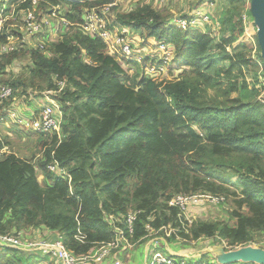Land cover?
<instances>
[{"label": "trees", "instance_id": "trees-1", "mask_svg": "<svg viewBox=\"0 0 264 264\" xmlns=\"http://www.w3.org/2000/svg\"><path fill=\"white\" fill-rule=\"evenodd\" d=\"M77 1L42 0L37 11L44 14L39 7L44 2L65 5L64 18L76 26L84 12L117 0ZM137 1L126 13L114 8L110 28L128 30L136 46L141 41L168 46L177 63L172 68L182 69L185 75L157 83L141 74L139 65L114 58L100 39L84 35L74 26L45 50L35 46L36 35L29 42L25 37L27 43L19 45V50L0 53V73L25 57L33 66L35 78H30V84L38 79L45 89L55 90L59 82L64 85L56 99L63 119L61 139L55 134L34 133L43 149L35 164L34 158L23 159L10 151L0 159L1 235L28 240L25 229L42 225L75 257L86 256L113 240L109 217H126L127 200L120 196L128 194L136 203L131 212L137 214L127 239L137 245L150 235L146 225L160 232L188 223L170 205L176 195L223 196L226 200L225 195L216 194L220 187L209 184L210 191L202 190L205 180L189 173L228 182L227 171L240 187L233 195L238 199L235 205L238 210L246 207L249 215L232 213L231 225L197 219L187 234L182 229L179 236L184 242L201 237L225 240L228 251L251 246L253 234L264 232V111L259 100L246 103L241 97L248 90L258 95L257 65L240 40L244 26L235 14V5L243 0H198L195 11L216 1L229 5L219 9L215 18L211 15L210 24H204L202 30L178 29L168 16L155 12L151 2ZM10 2L0 0V13ZM30 4L26 0L18 11ZM215 22L218 29L211 34ZM227 26L231 29L228 34ZM47 27L38 35H49ZM10 33L22 37L17 31ZM5 34L6 29L0 33V44L5 42ZM132 65L140 67V76L130 74ZM26 86L20 79L0 81V91L4 87L11 90L8 98L0 99V109L9 108L15 96H26ZM233 94L238 96L232 98ZM10 113L0 115V122L12 120ZM8 144L0 138V148ZM53 162L68 177L51 173L47 166ZM37 171L43 175V186L37 181ZM130 183L133 190L128 193ZM169 190L173 194L165 197ZM163 198L167 202L164 208ZM174 237L175 233L169 239L162 234L165 244ZM40 259L48 256L35 249L0 246V264H36Z\"/></svg>", "mask_w": 264, "mask_h": 264}, {"label": "rangeland", "instance_id": "rangeland-1", "mask_svg": "<svg viewBox=\"0 0 264 264\" xmlns=\"http://www.w3.org/2000/svg\"><path fill=\"white\" fill-rule=\"evenodd\" d=\"M136 1L137 0H119L118 6L116 9L117 12H122V13L128 12L130 9H132L135 6ZM148 1L151 2V5L154 8L155 12L160 13L162 16H165V17L168 16L169 20H172L173 18L178 19V18L190 17L195 11V8H194L196 7L195 3L198 0H159V2H155L152 0H148ZM139 2H142V0H138L136 4H138ZM19 5H20L19 0H16L14 2L11 0L10 3L8 4L6 3V7L3 6L2 12L0 13V28L1 29L5 28L7 33L11 31H17L21 35L24 34L23 32L24 28L22 24H20V19L23 22L24 16L21 17V14H23L22 10L18 11ZM220 5H221V8L226 7V6L228 8L229 6V5L222 6L221 1H216L213 5L211 6L209 5L207 8L201 9V11L206 12L209 15V17H211L212 15L213 18H215L218 10L219 9L221 10ZM54 6H57L55 11H59L58 13L54 12L57 18L60 19L64 17V13L66 12V10H68V7H66L65 5H64L65 7L61 6L60 4L52 5L48 3L39 5V7L43 9L44 17L47 16L48 14H51L54 11L53 9ZM235 8H236L235 14L237 18L240 17V20L242 19L243 14L249 17L248 16L249 0H243V2L237 3L235 5ZM37 13L39 14L38 11ZM250 17H249V20L247 19V23L244 26L250 32V38L256 39L255 32L252 31L254 25L252 23V18L250 20ZM56 20L57 19L51 18L53 30L56 27V22H55ZM215 23H213L212 25H214ZM201 28H203V26ZM225 30L228 31L227 34L231 32V29L229 28V26H227ZM66 31L67 29L63 27V29L61 28L60 31L58 29L56 33L52 31L50 33L48 32L49 35L47 36L37 35L36 36L37 43H41L40 45H42L44 47L43 50H45L52 42L57 41L60 35L62 33H65ZM254 31H255V27H254ZM215 33L216 32H214V34ZM30 38L31 37L29 36L27 37L28 42L30 41ZM251 39H248L244 37L243 35L240 38L242 43L247 44L246 46L249 49V54H250V48L248 45H250ZM141 43L142 42H140V44ZM147 44L149 47H153L155 45L154 42H149ZM17 50H19V48ZM139 53H141L142 56L145 55L141 51H139ZM174 64L176 65L177 63H173L172 66H175ZM172 66H169L167 68V74H169L168 81L176 80L177 75H185L182 69L177 71L176 69L172 68ZM140 67L142 69V72H141ZM140 67L138 69V68H135V65H132L130 69V74L131 75L139 74L138 76H140V72L141 74H143L144 67L142 66ZM32 68L33 66L31 62L29 61V59L24 57V58H20L14 61L11 66H9L6 70H4V72L0 73V81L12 79V78L20 79L21 81H24L27 85L25 89L27 91L25 94L26 96H23V95H21L20 97L15 96L9 108L3 107L4 109H0L1 116H3L6 112H9V111L11 113L14 112L17 116H22V117L27 116L29 114L35 113L37 110H39V107H41L42 105L43 106L51 105L54 110L60 111V104L58 103V101H56V99L59 97V95H61V91L64 89V85L61 88L59 87L55 90V89H45V83L38 79L33 80V85L30 84V78H35L31 74ZM251 69H252V72L255 71L254 67ZM257 75H258V72H257ZM152 79L157 83L167 81L165 77H155ZM249 80H253V79L249 77ZM257 90H258V95H256L254 91L250 92L248 90L245 94H241L242 99L246 103H253L256 100H259V103H260V99H262L261 95L263 91L262 89H257ZM237 96L238 95L233 94L231 97L235 98ZM60 117H61V124H60L59 139H61V130H62V122H63L62 115ZM0 138L9 143L8 149L11 153H14L15 155L23 159H27V160H30V158L32 159L34 158V160H32L34 164L39 159H41L43 156V149H40V141L38 139L39 136L30 132L29 130L25 128H22L21 126H19L17 123H15L12 120H3V121L1 120ZM50 139L51 137L47 138L48 143L50 142ZM189 175L192 178H197V179L202 178L203 180H205L204 182L205 184L201 186L202 190L210 191L208 189V187H210L209 184H213L214 187H220L219 190L216 192V194L225 195L226 201H227L226 205L218 206V208L209 207V206H201L199 208L188 209V212H186V215H185V219H181L184 221L187 219L188 223L183 224L179 229L178 228L175 229L173 227L168 226L164 229H161V231L157 232L156 234L148 235V237L141 243L143 244L144 242H149L152 244V242L154 241H159L160 243H164L162 234L163 236L166 237V239H169L170 235H174L175 233L174 241H169L166 244L164 243L161 246L158 245V247H162V248H165V250H171V251L173 249V251H175L177 254L183 256V257L182 256H173V257H180V258L188 259V260L190 259L188 261L189 264H216L213 258H211V256H210V259L206 256L207 254L206 252H208L209 254V252L214 246L221 245L216 238L208 239L206 237H201L195 242L188 241V240H186L187 242H184L185 240H183V238L179 236L180 231L183 229L184 232L187 234L188 233L187 231L191 227L192 222L197 219H200L202 221H219V222L225 221L231 225L233 223V221L230 218L232 217L231 216L232 213L236 211L238 212L240 211L243 215H246V216H248L249 213L246 207H242L239 210L237 209L235 203L238 199L234 197L233 195L234 194L236 195L240 191V187L238 186L237 182L233 180V177L228 171L225 173V177L228 180V182H220L214 178L206 177L205 175H202L198 172H191L189 173ZM36 176H37V181L39 182V184H41V186L45 185L43 182V175L40 173V171H37ZM132 190H133V185L130 183V185L127 188V191L128 193H131ZM173 191L174 190H169L166 193L165 197L171 196L173 194ZM120 198L123 201H125V199L127 200V202H125L127 212L134 211V207H136V203L134 202L133 199H130V196L128 194H123L120 196ZM161 201H162L161 205L164 208L167 202L164 198ZM25 230L26 231H24V233L26 234L28 240H33L34 242H37V243H43V241H48L46 240L45 236L47 235V232H50V230L42 225L38 227H29V228H26ZM24 233L21 232V234H24ZM252 237L253 239H252L251 247L264 249V232L255 233L253 234ZM223 241L225 242V240ZM136 247L138 248V246ZM128 250H130L132 253L124 254L126 253L125 251L121 252L120 254H122V259H116V260H119L121 264H130V263L136 264L139 258L140 249L139 248L133 249L131 247V248H128ZM111 256L112 255H110L109 257ZM123 258L124 260H127V262H124ZM108 259L111 260V258H106V260ZM35 262L36 264H56L50 258L46 259L45 261H35Z\"/></svg>", "mask_w": 264, "mask_h": 264}, {"label": "built area", "instance_id": "built-area-1", "mask_svg": "<svg viewBox=\"0 0 264 264\" xmlns=\"http://www.w3.org/2000/svg\"><path fill=\"white\" fill-rule=\"evenodd\" d=\"M26 0L20 1V4L24 3ZM30 7L23 9V32L21 35V39H17L15 36L9 32L4 35L5 42L0 44V53L6 54L12 51H15L19 48V45L27 43L25 37H34L43 31V28L48 25L47 28L52 32H56L58 29L65 27L74 26L64 17L58 19L54 12L58 13L59 11H55L57 6H54V11L47 16H40L37 13V6L42 0H30ZM80 2L77 0H69ZM158 1V0H152ZM119 0L114 3L107 4L101 7L91 8L90 10L84 12L82 17V22L77 24L74 27H77L84 35H87L91 38L100 39L106 48L108 54L113 56L116 59H121L127 61L129 63H134L136 65L144 67L143 72L146 76L150 78L155 77H165L168 81L169 74H167V68L172 66L174 63L173 53L171 49L164 44H156L153 47H149L147 43L141 41L142 43L139 46L135 45L134 41L128 37L129 32L126 29H115L110 28V23L115 19V14L113 9L118 6ZM46 3V2H44ZM209 5H213V3H209ZM208 5V6H209ZM40 17H39V16ZM21 18V17H20ZM51 18L57 19L56 27L53 30ZM247 19L249 17L247 15H242V23L243 26L247 23ZM210 17L209 15L201 10L195 11L188 18H176L174 20V24L176 28L181 30L187 29H203L201 28L204 24H209ZM216 24V26H215ZM211 25L210 33L214 34V32L218 29V24L215 23ZM5 30L0 28V33ZM253 32H256V28L254 31V27L252 29ZM22 32V31H21ZM7 33V32H6ZM216 34V33H215ZM244 37L250 38V32L244 26V31L242 34ZM41 43H37L35 46L39 50H43L44 47L40 45ZM250 55L249 58L252 61L256 62L258 69V83L256 85L257 89H262L263 93L261 95L260 103L262 105V109L264 111V64L257 55V43L255 39H251L250 45ZM139 51L143 52L145 55L142 56ZM170 81V80H169ZM63 83L59 82L58 87H62ZM11 95L10 88H2L0 91V99H6ZM30 95V94H29ZM61 112L54 110L51 105H42L39 107L35 113L29 114L27 116H17L14 112L10 113V118L17 123L22 128L29 130L32 133H40V134H55L59 137L60 133V124H61ZM6 154H9L8 147L3 146L0 148V159L3 158ZM47 169L54 174H63L68 177V175L62 169H59L58 165L53 162L47 166ZM225 198L223 196H211V195H176L172 201L170 202L171 206L178 208L179 210V218L185 219L186 212L188 209L199 208L201 206H209V207H218L224 204ZM136 214L134 212H129L126 217L122 219L109 217V221L113 230V240L109 243L100 245L98 249H96L92 254L75 257L72 253L67 251L64 247L61 239H54L43 241V243H37L29 240H22L19 237L9 236V235H1L0 234V246H11L16 247L21 250H38L48 256V258L59 264H101V262L112 255L113 251H123L125 249L131 248L133 245L129 243L127 239V235L132 234L133 231V223L136 219ZM187 220V219H186ZM120 225V226H118ZM121 226L123 228H121ZM147 230L150 231L151 234H156L157 232L151 230L148 225L145 226ZM219 243L226 249L225 242L223 240L217 239ZM154 248L148 259L144 264H189L186 260L180 257H173L167 255L162 252L161 247H157L156 245H160L159 241H155ZM216 263V262H215ZM114 264H121L119 260L114 261ZM217 264V263H216Z\"/></svg>", "mask_w": 264, "mask_h": 264}, {"label": "water", "instance_id": "water-1", "mask_svg": "<svg viewBox=\"0 0 264 264\" xmlns=\"http://www.w3.org/2000/svg\"><path fill=\"white\" fill-rule=\"evenodd\" d=\"M249 14L256 28L255 37L264 64V0H249ZM209 254L217 264H264V249L246 246L226 251L214 246Z\"/></svg>", "mask_w": 264, "mask_h": 264}, {"label": "crops", "instance_id": "crops-1", "mask_svg": "<svg viewBox=\"0 0 264 264\" xmlns=\"http://www.w3.org/2000/svg\"><path fill=\"white\" fill-rule=\"evenodd\" d=\"M221 4H222V6H224V5L226 6V3L224 1L223 2L221 1ZM220 8H221V5H220ZM170 22L172 24H174V20H170ZM45 237L46 238H53V240L56 239V236H54V233H52V232H47V235ZM154 244H156L155 241L152 242V244L149 243V242H144L143 244L142 243H138L137 245H133L132 246L133 249H138V248L140 249L139 250V258H138V261H137L136 264H144L145 263V260H147V257L150 255V253L152 252V250L154 248ZM136 246H138V248ZM156 246L158 247V245H156ZM121 252H123V251H120V252H117V253H113L111 257H108V258H111V260H109V259L106 260L105 259L106 261L103 260L101 262V264H113L114 261H115L114 259H122V254H120ZM131 253L132 252L130 250H128L124 254H131ZM166 253L168 255H170V256H182V255L177 254L175 251H173V249H172V251L171 250H166ZM206 253H207L206 256L210 259L211 255L208 254V252H206ZM211 258H212V256H211ZM45 260L46 259H40V261H45ZM184 260H186L188 262L190 259L189 260L188 259H184ZM123 261L127 262V260H124V258H123Z\"/></svg>", "mask_w": 264, "mask_h": 264}]
</instances>
